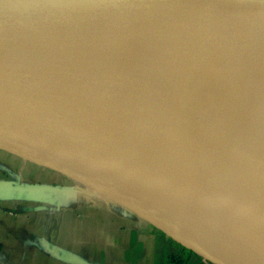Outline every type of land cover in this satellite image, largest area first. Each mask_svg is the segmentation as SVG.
<instances>
[{
	"label": "water",
	"instance_id": "water-1",
	"mask_svg": "<svg viewBox=\"0 0 264 264\" xmlns=\"http://www.w3.org/2000/svg\"><path fill=\"white\" fill-rule=\"evenodd\" d=\"M226 64L264 67V0H0V110L264 189Z\"/></svg>",
	"mask_w": 264,
	"mask_h": 264
},
{
	"label": "bare ground",
	"instance_id": "bare-ground-1",
	"mask_svg": "<svg viewBox=\"0 0 264 264\" xmlns=\"http://www.w3.org/2000/svg\"><path fill=\"white\" fill-rule=\"evenodd\" d=\"M210 73L218 80L213 94L241 108L264 137V67L226 64ZM52 119L50 125L0 110V146L95 187L222 264H264V189L196 167L132 155ZM169 165L189 179L172 177L176 173Z\"/></svg>",
	"mask_w": 264,
	"mask_h": 264
},
{
	"label": "crops",
	"instance_id": "crops-1",
	"mask_svg": "<svg viewBox=\"0 0 264 264\" xmlns=\"http://www.w3.org/2000/svg\"><path fill=\"white\" fill-rule=\"evenodd\" d=\"M71 177L0 146V264H171L145 218Z\"/></svg>",
	"mask_w": 264,
	"mask_h": 264
},
{
	"label": "rangeland",
	"instance_id": "rangeland-1",
	"mask_svg": "<svg viewBox=\"0 0 264 264\" xmlns=\"http://www.w3.org/2000/svg\"><path fill=\"white\" fill-rule=\"evenodd\" d=\"M170 168L178 175L176 174H171L172 177H183L185 179H189V175H185L182 171L180 172L179 169H174L171 167V165H169ZM61 172H63L62 170H59ZM64 174L68 175L67 173L63 172ZM71 177V176H70ZM74 179L75 183L81 184V186H83L84 188H86L87 190H89L92 194L93 197H97L101 196V197H106V198H110L111 200H113L111 197L107 196L106 194H104L103 192L98 191L97 189H95V187L86 185L85 183H82L78 180H76L74 177H71ZM72 179V180H73ZM99 198V197H98ZM101 199V198H99ZM115 201V200H114ZM135 213V212H134ZM137 214V213H136ZM148 221V223L150 224V228H152L154 230L155 233L159 234L163 240L166 243V246L169 248V250L171 251H184L185 254H187L189 256V258H191L192 262H200L202 264H217L215 262L210 261L209 259L205 258L204 256L199 255L198 253L190 250L189 248L185 247L182 243H180L179 241H177L176 239H174L173 237L167 235V233L162 230L160 227H158L155 223H152L151 221H149L148 219H146ZM156 226V227H155ZM186 250V251H185Z\"/></svg>",
	"mask_w": 264,
	"mask_h": 264
},
{
	"label": "trees",
	"instance_id": "trees-1",
	"mask_svg": "<svg viewBox=\"0 0 264 264\" xmlns=\"http://www.w3.org/2000/svg\"><path fill=\"white\" fill-rule=\"evenodd\" d=\"M186 251V250H185ZM171 264H191V258L184 251H172L168 256Z\"/></svg>",
	"mask_w": 264,
	"mask_h": 264
}]
</instances>
